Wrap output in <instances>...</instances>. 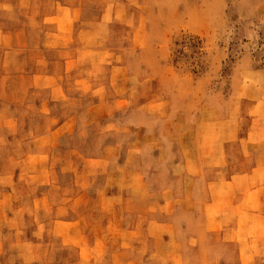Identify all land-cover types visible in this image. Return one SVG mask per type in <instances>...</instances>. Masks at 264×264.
<instances>
[{"label": "rangeland", "instance_id": "obj_1", "mask_svg": "<svg viewBox=\"0 0 264 264\" xmlns=\"http://www.w3.org/2000/svg\"><path fill=\"white\" fill-rule=\"evenodd\" d=\"M115 19L129 22L131 27L106 29L105 36L101 31L83 35L85 46L80 54L85 59L68 62L76 74L67 77L62 76L66 65L60 42L54 28H49V0H0V173H19L20 169L30 173L32 169L39 178L35 165L46 166V183L40 184L35 177V182L22 189L30 196L46 195L40 207L44 210L41 222L33 221L31 198L15 199L7 213L12 222V215L24 218L25 229L30 235L36 233L33 241L37 245L54 244L43 229L49 222V195L75 198V202L81 188L73 175L91 179L99 176V180L103 168L91 159L104 150L105 159L110 158L109 147L124 148L133 137L122 132L136 115L127 108L92 126L81 119L80 125L70 124L63 134H52L58 138L49 140V134L60 126L57 122L82 118L86 108L105 93L101 84L114 74L125 84L126 73H120L118 66L126 69L128 65L132 70L130 93L142 100L141 90L147 89L153 108L159 111L160 119L151 124L160 136L175 133L198 145L206 139L220 140L226 133L235 139L228 147L234 166L241 159L238 144L247 130L253 137L255 133L261 135L264 141V0H132L129 11ZM64 32L69 40L65 51L73 53L76 48L72 38L77 30ZM132 37L137 42L133 47L129 43ZM49 73L59 77H50ZM114 91L124 92L123 87ZM252 103L258 107L251 111ZM254 118L258 124L250 130ZM261 145L264 147V142ZM49 147L75 150L72 164H62L58 159V166L65 172L57 169L55 179L63 180L65 188L47 183L49 157L44 156L42 161L34 157L49 152ZM171 150L179 155L176 144ZM118 161H123L122 154ZM117 174L119 178L121 172ZM99 189L92 184L88 194L101 193ZM144 196L148 198L147 193ZM5 240L11 241L8 233ZM135 241L140 247L136 246L131 256L139 264H173L175 257L176 264L237 261L235 248L230 247L233 252L224 248L219 234L205 236L199 243L194 240L182 251L177 246L176 254L163 246L151 252L153 245L144 237ZM258 256L264 261V251Z\"/></svg>", "mask_w": 264, "mask_h": 264}, {"label": "crops", "instance_id": "obj_2", "mask_svg": "<svg viewBox=\"0 0 264 264\" xmlns=\"http://www.w3.org/2000/svg\"><path fill=\"white\" fill-rule=\"evenodd\" d=\"M131 4L132 0H49V28L55 30L54 35L63 52V65H66L62 76L76 74L68 62L85 59L81 56L85 46L83 35H96L101 31L105 36L106 29L127 30L131 27L129 22L115 19L118 14L127 13ZM136 28L140 34L141 26L137 24ZM70 29L77 30L76 37L72 38L76 48L74 55L65 51L69 40L64 31ZM129 43L133 47L137 42L132 37ZM117 69L126 73L123 76L125 84L114 74L105 85L101 84L105 93L86 108L82 118L74 116L57 122L60 126L49 134V140L58 138L52 134H63L70 124L80 125L81 119H84L83 124L92 126L127 108L136 115L122 132L132 133V139L124 148L119 145L109 147L110 158L105 159L107 150H104L99 157L91 159L94 165L103 168L99 180V176L91 179L89 176L76 178V173L73 175V181L81 188L75 202V198L69 200L49 195V222L43 227L45 235L49 234V239L54 242L49 246L35 244L36 233L32 236L25 229L24 218L12 215V222L7 214L15 199L31 198L28 201L32 202L33 221L41 222L44 210L40 207L46 195L30 196L22 189L35 182V177L40 184L46 183L43 182L46 166L35 165L39 178L34 175V170L31 173L32 169L30 173L21 169L19 173L1 172L0 264H139L131 256V251L140 247L135 244L138 237L149 240L153 245L151 252H157L163 246L176 254L177 246L182 251L194 240L199 243L205 236L213 234L221 236L222 245H226L224 248L233 252L230 247H234L237 253V261L218 264H264L258 256L264 251L262 136L255 133L253 137L247 130L238 144L241 159L236 166L228 148L235 139L226 133L220 136V140L206 139L198 145L175 133L172 136L161 133L160 136L151 124L160 119L159 111L153 108L147 89L141 90L143 99L140 100L128 90L131 89L128 87L131 68L126 65V69L123 66ZM49 76L59 77L52 73ZM115 87H123L124 92L118 94ZM254 107L257 108L258 104L252 103L250 110ZM253 123L250 130L252 127L256 129V118ZM173 144L177 145L179 155L172 152ZM121 154L123 161L119 162ZM44 156L49 157L47 183L65 188L63 180L55 179L58 171L65 172L58 166V159L62 164H72L75 150L49 147V152L34 155L37 161L38 157L42 161ZM117 172H121L119 178ZM89 179L91 182L86 184ZM92 184L97 190L100 188L101 193L88 194ZM119 190L124 192L119 193ZM35 230L39 234V230ZM7 233L11 241L5 240ZM11 254L14 260L9 261ZM173 264H176V257Z\"/></svg>", "mask_w": 264, "mask_h": 264}]
</instances>
